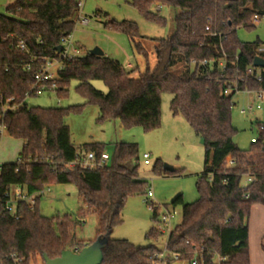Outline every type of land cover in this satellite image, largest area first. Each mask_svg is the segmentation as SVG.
<instances>
[{
	"label": "trees",
	"instance_id": "16d2710c",
	"mask_svg": "<svg viewBox=\"0 0 264 264\" xmlns=\"http://www.w3.org/2000/svg\"><path fill=\"white\" fill-rule=\"evenodd\" d=\"M131 3L145 19L164 26L166 18L152 8L180 10L175 16V33L157 41L155 67L137 76L132 75L134 68L105 54L89 52L60 59L57 48L75 29L79 0H15L6 13H0V129L23 143L18 158L0 166V199L12 186L35 194L51 184H74L86 206L75 218L68 213L43 215L42 197H37L33 207L19 203L13 215L0 210V264H31L38 257L45 263L44 254L56 258L63 250L80 251L98 237L109 240L102 264H152L151 257L160 250L155 242L164 235L156 227L147 233L152 241L148 246L112 238L114 228L124 222L127 199L147 195L148 182L139 177L138 144L116 143L112 157L109 155L110 165L69 167L89 152L99 157L108 145L95 142L77 148L65 118L80 113L86 104H95L99 107L98 122L120 119L126 129L141 126L149 132L161 125L164 92L173 95V115H182L205 139L204 171L196 182L198 199L186 203L180 194L171 202L182 207V222L168 235L169 251L190 262L199 250L203 256L199 264H215V254L226 257L225 264H250L249 218L254 204L264 205V125H260L250 149L241 150L234 141L237 129L232 124V99L238 91L264 90V69L253 67L255 56L264 57L259 51L262 43L243 42L237 34L238 28H254L264 17V0ZM106 25L126 33L136 52L148 58L135 22L111 20ZM48 61H59L60 66L56 88L47 91L66 96L76 80V90L86 99L85 104L49 108L26 104L28 96L36 95L31 88ZM177 65L181 66L179 73L173 70ZM93 80L103 81L108 92L95 88ZM228 89L231 91L226 95ZM11 98L9 104L16 105L14 109L6 107ZM229 156L234 165L226 168ZM154 171L158 175L183 173L166 170L159 159ZM249 173L254 180L245 184ZM152 212L157 224L159 211ZM89 214L96 216L98 226L96 238L85 243L76 237L75 230ZM13 253L19 262L14 263Z\"/></svg>",
	"mask_w": 264,
	"mask_h": 264
},
{
	"label": "rangeland",
	"instance_id": "374dc122",
	"mask_svg": "<svg viewBox=\"0 0 264 264\" xmlns=\"http://www.w3.org/2000/svg\"><path fill=\"white\" fill-rule=\"evenodd\" d=\"M15 0H0V13H6V7ZM158 11L157 8H152ZM180 12L173 7H161L160 15L165 17L167 24L159 25L148 21L132 5L131 0H85L82 16L89 18L88 25L76 24L72 33L73 46L78 50V55H86L95 48L103 50L106 56L118 60L122 64L130 62L134 65L132 75L153 69L156 65V46L159 39H166L176 31L175 16ZM115 20L133 21L138 25L141 38L148 58L138 54L130 37L121 31L109 28L106 24ZM238 37L243 42L264 43V17L255 23V27L248 29L240 27ZM54 63L53 72L57 74ZM131 70V69H130ZM179 73L181 66L173 69ZM258 71L263 68H257ZM95 88L108 92V87L101 80H93ZM78 82L72 81L68 95L59 97L53 91H43L35 96H28V106L41 107H69L82 105L86 99L76 90ZM173 95L168 92L162 94L161 125L152 131H145L141 126L126 129L120 119L98 122L99 107L95 104H86L80 113H71L65 118L69 126L72 143L77 148L95 142L108 145L106 152L112 157L116 143H137L139 146V177L148 184L146 192L152 191L150 201L156 204L161 213L167 208L171 214V223L167 232L155 245L165 248L168 235L175 226L182 222V207L172 206V200L182 194L186 203H192L199 197L196 182L205 166V147L190 124L182 115H173L170 105ZM232 124L237 133L235 143L243 151L250 149L251 143L258 138L260 125H264V103L260 102L254 92L238 91L232 99ZM262 104L257 109L258 104ZM253 107V110L243 113L244 109ZM22 141L3 133L0 141V165L14 162L22 148ZM150 154L151 164L145 165L143 155ZM171 165L177 170H183L179 175H158L154 171L157 160ZM111 159L107 162L111 164ZM50 192L41 202L40 209L43 215L52 217L66 213L74 218L85 204L79 197L78 189L74 184H51ZM147 195H134L127 199L123 210L124 222L115 227L112 232L113 239H127L135 246H148L152 241L147 238V233L156 227L152 219L153 212L146 201ZM249 218V252L250 264H264V208L262 204H254ZM263 206V207H262ZM264 210V209H261ZM97 218L93 214L87 215L82 223L76 227V237L88 243L96 238ZM31 264H45L40 257Z\"/></svg>",
	"mask_w": 264,
	"mask_h": 264
},
{
	"label": "built area",
	"instance_id": "2783aa9c",
	"mask_svg": "<svg viewBox=\"0 0 264 264\" xmlns=\"http://www.w3.org/2000/svg\"><path fill=\"white\" fill-rule=\"evenodd\" d=\"M84 5H85V0H79V17H78L77 23H79L81 25H88L89 21H90L89 18H87L86 16H82V11L84 9ZM156 8L158 9V11H160L161 6H157ZM256 19H257V17H256ZM71 39H72V35L69 37H66L62 40V51H61V56H60L61 60L71 59L74 56L78 55V50L73 46ZM21 48L24 49L23 44L21 45ZM259 51L264 52V48L260 47ZM55 62L60 65L59 61H55ZM55 62L48 61L46 63V65L42 68V70L38 74H36V77H35L36 81L31 88V91L34 92L36 95H38L40 92L49 90V88L50 89L56 88V83L54 82L56 75L53 72ZM203 64H206V62H203ZM125 66L127 68L132 67L130 63L126 64ZM221 68H225L223 63H221ZM248 71H249V73H252V69H249ZM257 78L260 81L262 80L260 74L257 75ZM49 84H50V86H49ZM230 91H231L230 89L226 90L225 94L228 95L230 93ZM249 92H254L256 94V96L258 97V99L260 100V102L264 103V90L249 91ZM11 101H13L12 98L7 101L6 107L10 108V109H14L16 107V105H10L9 102H11ZM261 107H262V104L260 103L257 105L256 108L260 109ZM251 110H253V107H248L247 109H244L242 112L246 113L247 111H251ZM0 131L3 135V133H4L3 127H1ZM109 158H110L109 154L106 151L101 153V155L99 157L96 155V153L89 152L87 154H84L81 158H78L75 161L70 162L68 164V166L69 167L81 166L82 168H85V169H94V168H98V167H101V166H104L105 164H107ZM143 160H144L145 165L151 164L150 154L145 153L143 155ZM233 165H234V161L232 160V158L230 156L227 157L224 166L226 168H230ZM253 180L254 179H253L252 175L249 173L247 176V179L245 180L244 183L249 184V183L253 182ZM226 182H227V180H224V183H226ZM49 192H50L49 186L45 187L44 189L40 190L39 192H37L35 194L28 193V191L26 190L25 187H22L19 185L12 186L5 193V195L3 197L4 199H0V210H4V211L8 212L9 214L13 215L16 213L17 205L19 203L25 202V203L30 204V206L33 207L36 203L37 197L43 198ZM152 197H153V192L148 191L147 192V200L149 202L150 209L152 211H154V210L159 211L158 222H157L156 228L158 231L165 234L167 232L169 226H170V223H171V214L167 208L165 209V211L163 213H161V210L159 209V207H157L155 203L150 201V198H152ZM245 197L248 198V195H245ZM187 243H189V242H187ZM76 251H78V249H76ZM11 257H12L14 263L20 261V259L16 256L15 253H13L11 255ZM199 257L202 258L203 256L200 253V251L197 250L194 254V257L192 258V260L190 262L184 261L181 259V254L173 253V252L169 251L168 243L166 242L165 248L160 249L158 252H156L151 257V259H152V264H175V263L199 264L200 263ZM227 260L228 259L226 257H222L219 254H215V257H214L215 264H225V262Z\"/></svg>",
	"mask_w": 264,
	"mask_h": 264
},
{
	"label": "water",
	"instance_id": "95a60500",
	"mask_svg": "<svg viewBox=\"0 0 264 264\" xmlns=\"http://www.w3.org/2000/svg\"><path fill=\"white\" fill-rule=\"evenodd\" d=\"M58 52L62 51V46H58ZM91 54L103 56L105 53L100 48H95ZM253 67L264 69V57L257 55L253 60ZM201 142L204 144L205 139L201 137ZM164 168L168 171H174L171 165L164 164ZM109 240L107 237H98L93 243L85 246L80 251L63 250L61 255L56 258H50L44 254L45 264H102L104 259L103 250L107 247ZM179 264V263H175Z\"/></svg>",
	"mask_w": 264,
	"mask_h": 264
},
{
	"label": "crops",
	"instance_id": "0c3cea01",
	"mask_svg": "<svg viewBox=\"0 0 264 264\" xmlns=\"http://www.w3.org/2000/svg\"><path fill=\"white\" fill-rule=\"evenodd\" d=\"M261 48H264V43H262ZM128 63H130V62H129V61L126 62V64H128ZM126 64H125V65H126ZM130 64H131V66H132L131 68L133 69V68H134V65H133L132 63H130ZM57 68H58V67H57ZM18 154H19V153H18ZM2 164H3V163H2ZM262 207H263V206H262ZM253 208H254V206L252 207V209H253ZM261 209H264V208H261ZM261 209H260V211H262V213H263L264 210H261ZM251 212H252V211H251Z\"/></svg>",
	"mask_w": 264,
	"mask_h": 264
}]
</instances>
